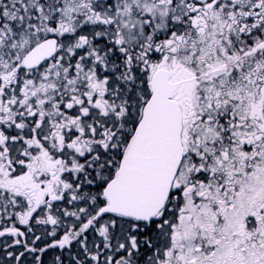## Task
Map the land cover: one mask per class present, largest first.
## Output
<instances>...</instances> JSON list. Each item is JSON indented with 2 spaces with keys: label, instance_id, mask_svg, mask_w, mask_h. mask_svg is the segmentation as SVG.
<instances>
[{
  "label": "snow or ice",
  "instance_id": "6c2138e0",
  "mask_svg": "<svg viewBox=\"0 0 264 264\" xmlns=\"http://www.w3.org/2000/svg\"><path fill=\"white\" fill-rule=\"evenodd\" d=\"M0 264H264V0H0Z\"/></svg>",
  "mask_w": 264,
  "mask_h": 264
}]
</instances>
